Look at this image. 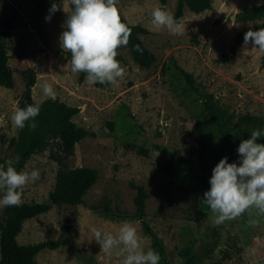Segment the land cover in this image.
I'll use <instances>...</instances> for the list:
<instances>
[{"label": "rangeland", "instance_id": "374dc122", "mask_svg": "<svg viewBox=\"0 0 264 264\" xmlns=\"http://www.w3.org/2000/svg\"><path fill=\"white\" fill-rule=\"evenodd\" d=\"M211 8L194 13L183 8L179 22L183 35L155 28L152 10L162 7L172 15L177 0H119L121 16L130 24L148 30L141 34L144 45L155 55L150 67L139 66L127 47L118 49L125 75L115 85H90L85 76L71 71V59L65 54L59 36L66 13L61 10L51 16L50 0H0V33L7 42L8 63L13 73L11 87L0 86V157L6 161L14 154L10 141L19 129L11 124V115L24 89V71L32 68L35 83L31 89L34 102L52 99L43 95L40 85L51 83L55 99L78 107L73 122L92 135L79 140L73 153L62 166H87L98 170V178L86 191L82 203L53 205L48 211L24 221L17 236L20 244L60 238L64 243L54 249L40 251L38 264H87L91 255L101 264H122L118 250L105 254L93 239L91 229L102 233H118L124 221L103 217L98 209L104 202L111 208L132 212L135 189L142 185L148 193L145 217L162 239L172 264H182L178 250L191 246L197 254L195 264H264V217H255L250 226L249 215L212 224L210 208L203 204V193L210 185L198 179L210 166L227 154V145L211 126L199 136L194 127L200 101L208 94L225 114H249L263 119L256 129L264 130V51L243 42L227 61L216 58L227 51L238 30L256 22H236L234 14L244 5H258L264 0H211ZM70 10V0L56 2ZM173 58L190 72L199 95H179L178 82L172 83L170 72L162 73V63ZM112 123L109 130L108 123ZM236 134H233V136ZM203 142L204 152L201 151ZM143 147L147 155L137 152ZM173 148L194 161L193 169L181 178L164 173L161 166ZM52 144L32 154L20 170L38 169L40 179L29 183L23 191L22 203L43 200L55 184L61 166L51 157L56 152ZM234 162L239 163L237 149ZM4 208H0V216ZM198 212H202L200 216ZM136 227L149 248V239L139 222L128 220Z\"/></svg>", "mask_w": 264, "mask_h": 264}, {"label": "trees", "instance_id": "16d2710c", "mask_svg": "<svg viewBox=\"0 0 264 264\" xmlns=\"http://www.w3.org/2000/svg\"><path fill=\"white\" fill-rule=\"evenodd\" d=\"M45 1V0H44ZM58 2L60 0H50ZM164 3L165 0H159ZM211 0H177L173 16L180 21L183 16V8L186 6L194 13H199L211 8ZM71 7V5H70ZM122 17V16H121ZM236 22H256L253 25L238 30L235 33L233 42L227 51L216 58L217 62L227 61L235 55L237 49L244 39V34L250 28L258 30L264 27V1L258 5L246 4L234 14ZM132 29L130 41L126 46L132 59L141 67H150L156 60L155 55L144 45L140 38L141 34L148 33V30L139 24H130L122 17ZM139 45L142 53L136 51L134 46ZM7 42L3 33H0V86L11 87L13 85V73L8 63ZM64 54L71 59V53L67 50ZM120 61L121 56L116 57ZM261 64L264 65V55L261 57ZM161 72H170L172 83L177 81L179 95L190 97L199 95V89L194 76L178 65L175 59L170 58L162 63ZM86 73H80L82 79ZM24 89L17 101V107L24 108L29 104L36 103L32 100L31 89L35 83V74L32 68L24 71ZM104 85V84H103ZM102 86V84H95ZM204 100L200 101V112L194 121V127L199 136L213 127L217 134L222 137L227 145L228 162H234V152L238 149L242 139L248 138L252 130H256L260 119L249 114L238 115L234 119L233 114H225L208 94H203ZM40 113L35 118L37 127L35 130L25 127L19 129L15 138H12L10 145L13 150V160L19 156L15 167L18 171L24 167L27 159L34 153L39 152L54 144L57 151L51 152V157L61 165L56 173L54 187L49 191L43 200L24 202L20 206L4 208L0 216V264H38L35 256L44 249H54L64 243L60 238L55 240H44L36 243L20 244L17 236L22 229L24 221L38 214L48 211L53 205H75L82 203V198L86 191L94 184L98 178V170L87 166H77L66 168L62 166L63 161L74 151L75 144L85 136L93 133L87 129L76 125L72 117L79 108L69 106L58 99H45L39 102ZM109 130H112V123H108ZM233 134H236L233 136ZM259 142H264V137ZM201 153L204 152V144L200 141ZM138 153L147 155V150L143 147L137 149ZM6 160L0 157V163ZM219 161H217L218 163ZM194 166L191 157L182 154L180 149L173 148L165 163L161 166L164 173L173 178H181L189 173ZM215 166V165H214ZM210 166L205 175L199 174L198 179L202 183L210 185L212 169ZM135 189L134 210L127 212L117 207L111 208L104 202L100 206H92L98 209L101 215L107 219L116 221L136 220L139 222L142 234L149 239V248L158 252L161 256L159 264H172L168 257L165 245L156 231L145 217V202L148 193L142 185L131 183ZM211 186V185H210ZM200 216L202 212H198ZM182 264H195L197 254L193 252L191 246H184L178 250ZM87 264H101L91 255L85 256Z\"/></svg>", "mask_w": 264, "mask_h": 264}, {"label": "clouds", "instance_id": "9594fccd", "mask_svg": "<svg viewBox=\"0 0 264 264\" xmlns=\"http://www.w3.org/2000/svg\"><path fill=\"white\" fill-rule=\"evenodd\" d=\"M70 5L68 10L53 2L45 19L50 21L52 14L61 8L67 14L59 41L61 48L71 53V71L86 73L85 79L90 85L117 84L125 75V69L116 59L118 49L128 45L132 31L122 21L119 0H70ZM151 16L155 28L183 35L182 23L164 8H153ZM250 43L264 51V27L245 32L244 47ZM134 48L143 51L139 45ZM40 88L44 96L55 99L51 83L43 81ZM40 108L39 102L17 107L10 118L12 126L35 130V118ZM262 137L264 130H252L248 138L239 143V163H230L225 156L212 169L211 187L203 193L202 202L211 210L213 225H221L247 213L249 225L255 226L258 222L255 217H264V142H259ZM19 159L17 156L15 160L0 163V208L20 206L24 188L40 179L38 169L18 171L14 165ZM91 231L102 252L109 255L114 250L120 252L124 257L122 264H159L161 260L158 252L145 249L143 238L128 221L121 224L116 234L102 233L96 228Z\"/></svg>", "mask_w": 264, "mask_h": 264}]
</instances>
